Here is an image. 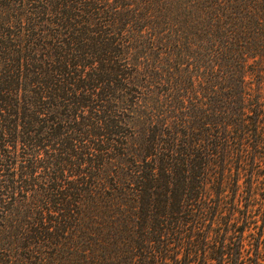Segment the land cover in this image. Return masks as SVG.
<instances>
[{
  "label": "trees",
  "instance_id": "obj_1",
  "mask_svg": "<svg viewBox=\"0 0 264 264\" xmlns=\"http://www.w3.org/2000/svg\"><path fill=\"white\" fill-rule=\"evenodd\" d=\"M0 264H264V0H0Z\"/></svg>",
  "mask_w": 264,
  "mask_h": 264
}]
</instances>
